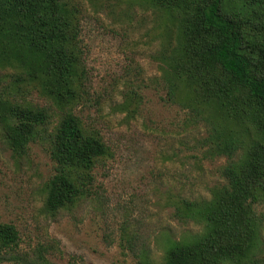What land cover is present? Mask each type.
<instances>
[{
	"label": "trees",
	"instance_id": "16d2710c",
	"mask_svg": "<svg viewBox=\"0 0 264 264\" xmlns=\"http://www.w3.org/2000/svg\"><path fill=\"white\" fill-rule=\"evenodd\" d=\"M142 1L159 20L154 61L164 99L203 130L192 148L225 162L208 198L173 202L174 216L198 229L167 239L159 259L137 264H262L264 0ZM81 5L0 0V133L17 156L32 145L47 152L53 168L43 207L51 215L96 193L94 169L112 154L73 111L87 94ZM32 90L48 104L25 100ZM126 98L129 106L136 103L133 87ZM19 240L14 224L0 221V260L26 262L15 255Z\"/></svg>",
	"mask_w": 264,
	"mask_h": 264
},
{
	"label": "rangeland",
	"instance_id": "374dc122",
	"mask_svg": "<svg viewBox=\"0 0 264 264\" xmlns=\"http://www.w3.org/2000/svg\"><path fill=\"white\" fill-rule=\"evenodd\" d=\"M74 2L82 4L87 94L73 111L84 127L103 137L112 154L94 169L96 193L51 215L43 207V184L53 168L47 152L32 145L28 154L17 156L0 133V221L17 227L15 255L26 258L0 264H38L39 257L50 264L157 260L167 239L200 226L178 220L174 200L208 198L222 181L225 158H204L192 148L203 130L185 122V112L164 99L157 83L156 13L142 0ZM132 87L138 98L129 106ZM26 93L25 100L48 104L34 90ZM259 210L258 259L264 264V203Z\"/></svg>",
	"mask_w": 264,
	"mask_h": 264
}]
</instances>
